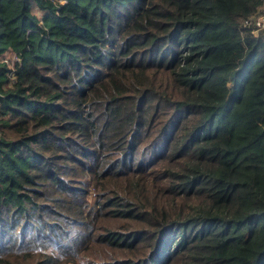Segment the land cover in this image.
<instances>
[{
    "label": "trees",
    "instance_id": "trees-1",
    "mask_svg": "<svg viewBox=\"0 0 264 264\" xmlns=\"http://www.w3.org/2000/svg\"><path fill=\"white\" fill-rule=\"evenodd\" d=\"M263 4L0 0V264H264Z\"/></svg>",
    "mask_w": 264,
    "mask_h": 264
},
{
    "label": "built area",
    "instance_id": "built-area-1",
    "mask_svg": "<svg viewBox=\"0 0 264 264\" xmlns=\"http://www.w3.org/2000/svg\"><path fill=\"white\" fill-rule=\"evenodd\" d=\"M243 26L249 29L255 36L264 31V4L259 7L256 14L244 19Z\"/></svg>",
    "mask_w": 264,
    "mask_h": 264
},
{
    "label": "rangeland",
    "instance_id": "rangeland-1",
    "mask_svg": "<svg viewBox=\"0 0 264 264\" xmlns=\"http://www.w3.org/2000/svg\"><path fill=\"white\" fill-rule=\"evenodd\" d=\"M12 58H13V59H17L16 55H14ZM3 62H5V66L11 65V60H10L9 58H6ZM1 63H2V62H1ZM1 63H0V64H1ZM7 63H9V64L6 65Z\"/></svg>",
    "mask_w": 264,
    "mask_h": 264
}]
</instances>
